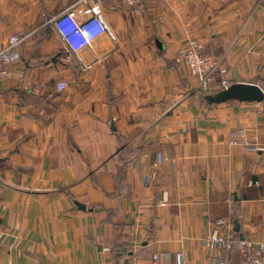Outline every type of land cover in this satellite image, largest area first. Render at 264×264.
Here are the masks:
<instances>
[{
	"label": "crops",
	"instance_id": "obj_1",
	"mask_svg": "<svg viewBox=\"0 0 264 264\" xmlns=\"http://www.w3.org/2000/svg\"><path fill=\"white\" fill-rule=\"evenodd\" d=\"M72 1L0 0V50ZM101 12L109 35L70 54L44 26L0 81V264L242 263L205 241L264 243V100L204 98L220 80L264 92V0ZM191 39L215 58L210 92L178 59Z\"/></svg>",
	"mask_w": 264,
	"mask_h": 264
},
{
	"label": "built area",
	"instance_id": "obj_2",
	"mask_svg": "<svg viewBox=\"0 0 264 264\" xmlns=\"http://www.w3.org/2000/svg\"><path fill=\"white\" fill-rule=\"evenodd\" d=\"M155 0H73L62 10L47 15L44 22L33 32L38 29L52 25L55 31L60 32L66 43V50L70 54L77 53L87 48L94 40L101 35H109V31L103 23L102 6L104 3L117 2L127 7L133 13L138 14L146 4ZM22 36H12L9 38L7 46L0 50V81L11 76V66L21 60L19 47L28 37L33 34ZM183 68H185L191 77L196 78L199 86L204 92L212 91V86L216 81L214 70L216 67L215 58L204 51L202 44L191 39L178 53ZM221 89L229 86L226 81L220 80ZM65 88L64 83L57 85V92H62ZM232 144H236L232 142ZM255 151L264 152V148H254ZM206 245L210 249L226 248L230 250L233 244H237L244 257L240 264H264V243L251 245L247 241H237L232 239L228 230L221 232L215 229L207 238ZM153 259L156 261L157 256ZM156 264V263H154ZM175 264H183V254L177 253ZM216 264H226L223 260Z\"/></svg>",
	"mask_w": 264,
	"mask_h": 264
},
{
	"label": "water",
	"instance_id": "obj_3",
	"mask_svg": "<svg viewBox=\"0 0 264 264\" xmlns=\"http://www.w3.org/2000/svg\"><path fill=\"white\" fill-rule=\"evenodd\" d=\"M204 100L208 104H222L229 101L245 103H259L264 100V92L255 84L242 83L232 84L225 89H221L215 94L205 96ZM80 208L79 204H77ZM234 230L239 231L237 221H234Z\"/></svg>",
	"mask_w": 264,
	"mask_h": 264
},
{
	"label": "rangeland",
	"instance_id": "obj_4",
	"mask_svg": "<svg viewBox=\"0 0 264 264\" xmlns=\"http://www.w3.org/2000/svg\"><path fill=\"white\" fill-rule=\"evenodd\" d=\"M194 79H196V78H194ZM197 80V79H196Z\"/></svg>",
	"mask_w": 264,
	"mask_h": 264
}]
</instances>
